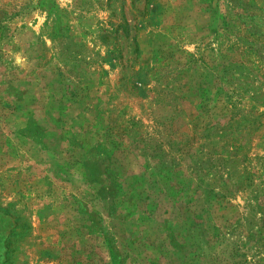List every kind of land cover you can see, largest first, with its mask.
I'll return each mask as SVG.
<instances>
[{"label":"rangeland","instance_id":"1","mask_svg":"<svg viewBox=\"0 0 264 264\" xmlns=\"http://www.w3.org/2000/svg\"><path fill=\"white\" fill-rule=\"evenodd\" d=\"M0 264H264V0H0Z\"/></svg>","mask_w":264,"mask_h":264}]
</instances>
